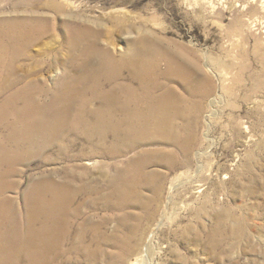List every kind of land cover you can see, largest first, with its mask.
Segmentation results:
<instances>
[{
	"label": "rangeland",
	"instance_id": "1",
	"mask_svg": "<svg viewBox=\"0 0 264 264\" xmlns=\"http://www.w3.org/2000/svg\"><path fill=\"white\" fill-rule=\"evenodd\" d=\"M51 3L62 5L60 12L49 10ZM39 12L47 35L30 49L34 59L19 63L18 73L44 75L45 53L63 56L62 22L70 16L90 20L114 51L147 36L193 69L188 80L177 71L151 77L144 96L139 88L140 138L125 153L103 155L104 148L118 150L116 141L108 142V126H80L75 114L70 131L48 152L34 149L29 163L17 165V190L5 193L16 198L43 172L60 178L65 166L77 165L85 176L86 168L107 164L106 172H90L94 186L88 190L94 189L96 201L81 208L53 264H264V148L258 144L264 136V0H0V30H8L11 17ZM161 56L156 64L165 72L170 56ZM159 96L169 106L159 116L163 125H156L154 112ZM29 129L0 126V147L9 132ZM89 136L99 145L95 152ZM113 169L123 171L121 197L112 187ZM223 212L235 214L239 229L232 220L217 224ZM83 217L92 225L75 237Z\"/></svg>",
	"mask_w": 264,
	"mask_h": 264
},
{
	"label": "bare ground",
	"instance_id": "2",
	"mask_svg": "<svg viewBox=\"0 0 264 264\" xmlns=\"http://www.w3.org/2000/svg\"><path fill=\"white\" fill-rule=\"evenodd\" d=\"M48 6L49 10L56 8L54 12H60L62 8L57 3ZM11 18L8 30H0V126H32V129L18 135L9 132L11 136L9 133L3 136L4 144L0 147V264H53L60 259L59 249L63 250L62 244L70 236L72 222L82 217L81 208L96 201L94 189L88 190L94 186L90 172H106L107 164L86 168L89 173L85 176L79 174L77 165L65 166L60 178L55 172H43L41 179H34L29 189L16 198L5 193L17 190L20 180L16 177L21 174L17 165L29 163L36 153L34 149L48 152L64 132L70 131L66 128L71 126L70 120L75 114L79 117L77 123L80 126H94L97 122L108 126V142L114 144L116 141L118 150L113 147L108 152L104 148L103 155L125 153L132 148L131 142L140 138L136 128L142 116L136 106L150 89L148 79L153 77L152 81H155L154 78L162 75L171 77L177 71L180 75L187 74L188 80L193 69L180 62V58L169 50L151 42L147 36L138 35L129 41V47L114 51L106 42V45L102 44L100 38L104 32L92 27L90 20L70 16L67 22H62L63 56L47 51L44 75L26 68L23 73H18L22 67L19 63L34 59L30 49L47 33L42 12L35 18ZM162 54L170 56L165 72H159L156 64ZM74 61L81 62L80 66H73ZM58 64H61L60 70L56 68ZM125 73L129 75L127 82L123 79ZM153 101L157 107L154 111L156 125H163L159 116L164 117L169 110L167 97L159 96ZM42 126H50V129L43 132ZM80 136L77 134L74 138ZM254 137L250 135V138ZM67 138L69 143L74 141V138ZM86 140L89 147L97 145V148H92L93 152L99 149L92 137ZM258 144L264 148V136ZM57 155L60 157L61 152ZM78 156L72 155V159ZM73 169L77 172L72 173ZM110 176L116 197H121L123 171L113 169ZM128 189L131 190L130 182ZM80 196L83 200L77 206ZM217 218L218 225L232 220L233 228L237 225L239 229L235 214L223 212ZM82 219L81 229L77 230L75 237H80L82 229L92 225L87 218ZM43 241L44 245L39 243Z\"/></svg>",
	"mask_w": 264,
	"mask_h": 264
}]
</instances>
